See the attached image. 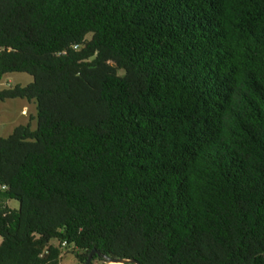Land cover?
Instances as JSON below:
<instances>
[{
	"label": "trees",
	"instance_id": "obj_1",
	"mask_svg": "<svg viewBox=\"0 0 264 264\" xmlns=\"http://www.w3.org/2000/svg\"><path fill=\"white\" fill-rule=\"evenodd\" d=\"M10 73L0 264H264V0H0Z\"/></svg>",
	"mask_w": 264,
	"mask_h": 264
},
{
	"label": "rangeland",
	"instance_id": "obj_2",
	"mask_svg": "<svg viewBox=\"0 0 264 264\" xmlns=\"http://www.w3.org/2000/svg\"><path fill=\"white\" fill-rule=\"evenodd\" d=\"M32 78L25 73H10L5 76L0 83V89L13 86L15 84L26 85ZM36 109L31 103L23 99H7L0 101V137H6L17 125L31 124L35 128ZM10 208H18L16 200H10ZM1 242V237H0ZM103 261L94 264H102ZM59 264H78L77 260L68 251L64 252L63 258Z\"/></svg>",
	"mask_w": 264,
	"mask_h": 264
},
{
	"label": "water",
	"instance_id": "obj_3",
	"mask_svg": "<svg viewBox=\"0 0 264 264\" xmlns=\"http://www.w3.org/2000/svg\"><path fill=\"white\" fill-rule=\"evenodd\" d=\"M93 254H97L98 256L100 255L99 252L95 251V250H92L89 255H88V258L86 260V263L85 264H90L91 263V258L93 256ZM102 257V261L103 263L102 264H108L110 262H119V263H122V264H139L138 262L134 261V260H126V259H108L106 256H101Z\"/></svg>",
	"mask_w": 264,
	"mask_h": 264
},
{
	"label": "bare ground",
	"instance_id": "obj_4",
	"mask_svg": "<svg viewBox=\"0 0 264 264\" xmlns=\"http://www.w3.org/2000/svg\"><path fill=\"white\" fill-rule=\"evenodd\" d=\"M108 264H122V263H119V262H110Z\"/></svg>",
	"mask_w": 264,
	"mask_h": 264
}]
</instances>
